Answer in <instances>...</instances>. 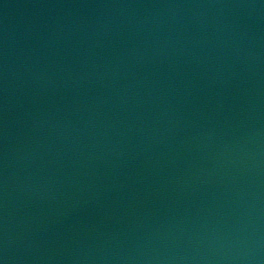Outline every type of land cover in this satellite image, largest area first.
<instances>
[{
  "label": "water",
  "instance_id": "obj_1",
  "mask_svg": "<svg viewBox=\"0 0 264 264\" xmlns=\"http://www.w3.org/2000/svg\"><path fill=\"white\" fill-rule=\"evenodd\" d=\"M0 264H264V0H0Z\"/></svg>",
  "mask_w": 264,
  "mask_h": 264
}]
</instances>
